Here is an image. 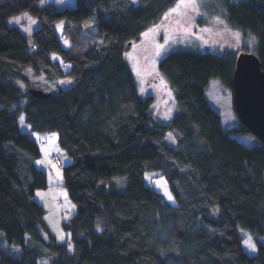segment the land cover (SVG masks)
Returning a JSON list of instances; mask_svg holds the SVG:
<instances>
[{"label": "trees", "instance_id": "16d2710c", "mask_svg": "<svg viewBox=\"0 0 264 264\" xmlns=\"http://www.w3.org/2000/svg\"><path fill=\"white\" fill-rule=\"evenodd\" d=\"M40 1L0 0V264H264V142L232 136L250 130L225 129L205 93L212 78L234 90L242 51L264 69V0H208L241 33L237 53L174 50L159 62L178 105L169 122L153 116L152 95L138 93L126 51L177 0H77L63 10ZM24 10L41 21L33 45L7 23ZM29 68L74 84L37 97ZM28 128L56 130L72 158L64 184L77 211L64 221L66 242L34 198L49 181ZM148 172L166 176L176 204L146 182ZM246 234L254 255L244 250Z\"/></svg>", "mask_w": 264, "mask_h": 264}, {"label": "rangeland", "instance_id": "374dc122", "mask_svg": "<svg viewBox=\"0 0 264 264\" xmlns=\"http://www.w3.org/2000/svg\"><path fill=\"white\" fill-rule=\"evenodd\" d=\"M47 1L41 0L39 5L42 7L54 5L56 9L63 10L74 7L77 3V0H54L46 3ZM24 12L34 15L30 10H24L9 16L7 23L12 26L11 19ZM94 19L95 16H93ZM58 21L66 22V19L60 18L56 23ZM56 23V29L60 33ZM26 36L33 45V36L31 34ZM243 44L245 43L241 33L229 26L226 16L215 11L214 7H210L208 0H177L156 23L144 30L140 38L129 46L126 58L135 73L138 93L142 97L153 96V116L163 122H169L177 112L178 105L172 89L159 73V62L174 50L213 51L227 54L237 53ZM247 44L252 48L254 39H249ZM27 73L31 83L45 92H54L59 86L68 87L74 84L70 76L51 82L42 74H34L31 68L27 70ZM205 93L211 106L220 113L222 126L225 129L242 126L235 109L232 89L223 85L218 78H212ZM28 131L38 142L41 150L36 164L47 171L49 181L46 187L36 189L34 198L44 206L46 223L56 240L60 243L66 242L67 232L64 221L69 220L77 211V205L64 184V166L69 164L72 158L60 146L56 130L39 132L28 128ZM232 136L248 145L260 143V140L250 132L245 134L233 132ZM166 141L170 146H177L176 139L170 132L166 136ZM55 154L61 157L62 165L55 162ZM146 182L162 193L169 202L176 204L175 196L165 175L160 172H148ZM218 213L219 208L214 207L213 217L217 218ZM241 230L244 233L245 230ZM248 243L254 245V248L248 247ZM243 245L248 254H256V244L251 235L246 234ZM47 263V260L39 262V264Z\"/></svg>", "mask_w": 264, "mask_h": 264}, {"label": "water", "instance_id": "95a60500", "mask_svg": "<svg viewBox=\"0 0 264 264\" xmlns=\"http://www.w3.org/2000/svg\"><path fill=\"white\" fill-rule=\"evenodd\" d=\"M30 90L37 97L50 96V93L37 87ZM233 92L235 108L241 122L264 142V69L254 52L238 53Z\"/></svg>", "mask_w": 264, "mask_h": 264}, {"label": "crops", "instance_id": "0c3cea01", "mask_svg": "<svg viewBox=\"0 0 264 264\" xmlns=\"http://www.w3.org/2000/svg\"><path fill=\"white\" fill-rule=\"evenodd\" d=\"M53 1L54 0H48L46 3ZM11 23H13L12 26L18 27L25 35H33V32L37 29L38 26L41 25L40 19L36 15H32V13L29 12L21 13L18 16L14 17V19L12 18ZM65 24L66 22L64 21H58L56 23L58 30L61 31L60 33L63 32ZM62 41L64 46L66 47L72 44L71 40L68 37H63ZM50 56L53 60H61L60 55H58L57 53H50Z\"/></svg>", "mask_w": 264, "mask_h": 264}, {"label": "built area", "instance_id": "2783aa9c", "mask_svg": "<svg viewBox=\"0 0 264 264\" xmlns=\"http://www.w3.org/2000/svg\"><path fill=\"white\" fill-rule=\"evenodd\" d=\"M55 162L59 165L61 164V158L58 155L55 156Z\"/></svg>", "mask_w": 264, "mask_h": 264}, {"label": "snow or ice", "instance_id": "6c2138e0", "mask_svg": "<svg viewBox=\"0 0 264 264\" xmlns=\"http://www.w3.org/2000/svg\"><path fill=\"white\" fill-rule=\"evenodd\" d=\"M171 198V197H170ZM248 247L250 248H254V245H252L251 243H248Z\"/></svg>", "mask_w": 264, "mask_h": 264}]
</instances>
